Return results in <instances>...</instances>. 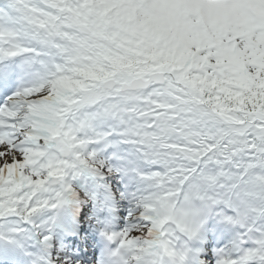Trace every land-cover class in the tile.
Segmentation results:
<instances>
[{"label":"snow or ice","instance_id":"obj_1","mask_svg":"<svg viewBox=\"0 0 264 264\" xmlns=\"http://www.w3.org/2000/svg\"><path fill=\"white\" fill-rule=\"evenodd\" d=\"M0 264H264V0H0Z\"/></svg>","mask_w":264,"mask_h":264}]
</instances>
